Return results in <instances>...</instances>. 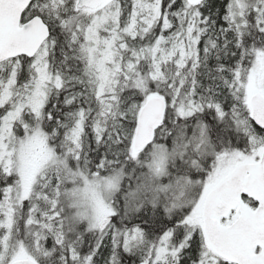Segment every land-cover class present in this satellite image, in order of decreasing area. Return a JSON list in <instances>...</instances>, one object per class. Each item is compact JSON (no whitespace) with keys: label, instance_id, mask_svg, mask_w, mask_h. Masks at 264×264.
<instances>
[{"label":"snow or ice","instance_id":"snow-or-ice-1","mask_svg":"<svg viewBox=\"0 0 264 264\" xmlns=\"http://www.w3.org/2000/svg\"><path fill=\"white\" fill-rule=\"evenodd\" d=\"M0 264H264V0H0Z\"/></svg>","mask_w":264,"mask_h":264}]
</instances>
